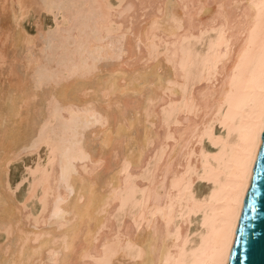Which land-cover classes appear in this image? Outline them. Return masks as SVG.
Returning <instances> with one entry per match:
<instances>
[{
	"label": "bare ground",
	"instance_id": "6f19581e",
	"mask_svg": "<svg viewBox=\"0 0 264 264\" xmlns=\"http://www.w3.org/2000/svg\"><path fill=\"white\" fill-rule=\"evenodd\" d=\"M105 2L118 0H0V264H184L192 258L191 246L184 250L185 237L199 230L203 218L195 213L211 215L238 204L255 162L264 125V2L124 0L133 10L115 23L131 24L123 42L126 55L99 62V70L89 74L98 49L116 39L101 29L94 7ZM47 14L54 17L48 27ZM31 16L35 34L23 26ZM153 20L159 29L155 44L161 50L167 44L177 65L188 60L191 47L190 72L205 77L194 89L189 83L197 107L177 105V122L169 128L161 127L158 103L148 101L175 104L184 93L169 86L166 63L159 70L163 58L142 62L150 37L137 51V37L151 31ZM221 26L226 44L211 32ZM45 38L54 47L47 59ZM74 69L78 75L71 76ZM52 95L61 105L79 107L78 126L85 129L83 145L91 154L90 160H71L76 171L68 181L70 193L61 179L73 155L61 123L67 114L51 118ZM89 104L106 118L104 127L88 125ZM169 132L172 138L165 140ZM49 141L59 142L52 162L44 146ZM24 155L33 158L14 179L10 168ZM98 159L103 163L93 171ZM125 167L128 175L120 184L114 174ZM113 181L120 195L111 194Z\"/></svg>",
	"mask_w": 264,
	"mask_h": 264
},
{
	"label": "snow or ice",
	"instance_id": "6c2138e0",
	"mask_svg": "<svg viewBox=\"0 0 264 264\" xmlns=\"http://www.w3.org/2000/svg\"><path fill=\"white\" fill-rule=\"evenodd\" d=\"M262 2H264V0H262ZM94 7L99 11V20L102 22L100 24L101 29L107 33L108 37L115 36L116 39L111 43L104 44L102 48L98 49V52L101 55L97 60H94L87 66V71L89 74L99 70V62L106 59L119 60L121 57L125 56L126 53L123 50V42L126 39L127 35L132 31L130 22L127 27H125L123 23H115L117 17L123 20L125 17L129 16V14L133 10V6L131 3L125 6L124 0H118L115 5L105 2ZM217 7L219 8L221 7V5H217ZM184 8L185 11H187V6H184ZM201 11H203V9H201ZM130 19L131 18L129 17V21ZM141 19H144V17H141ZM209 22L213 25H215L216 23V21L212 19V17H209ZM148 27L151 31L146 30L142 32L139 37H137V51L140 50V45L143 38L150 37V40L144 43L145 50L142 62L151 64L154 62H160L163 58V63L159 70L163 72L165 70L164 64L166 63L167 71L171 74V76L174 75L177 81H183L182 83H174L171 76L168 78L169 86L179 87L184 93L183 97L177 103H166L163 99H160L158 102H154L152 100L148 101L149 104L158 103V118L160 119L161 127L169 128L173 122H177L174 119L175 115L177 114V105L191 104L193 107H197L194 99L188 92L189 83L194 89L196 80L203 82L205 77L203 73H200L197 77H193L190 72V69L193 66L191 63H189L191 59V47L187 51L188 60L182 58L179 62V65H177L176 60L168 52L167 44L163 45V50H161V48L155 44L157 33H159V29L155 21L153 20ZM211 32L218 33V36L216 38L217 42L223 41L224 44L227 43V41L224 40V31L222 26L220 28L212 27ZM204 35H206V32L202 28L200 36L203 37ZM172 47H175V45H172ZM223 50L226 52V47H224ZM205 64H208L207 58H205ZM215 69L218 70V66ZM207 71V80L209 83H211L213 79L214 69L209 66L207 68ZM70 75L76 76L78 75V73L74 69ZM169 90L170 88L164 89L165 93H168ZM88 91L91 92L93 90L89 89ZM106 92L107 88L101 89V95H105ZM48 104L51 118L53 120L56 119L58 114H67L66 118L61 119V123L63 124L65 132L70 134V142L71 148L73 150V155L70 159L68 167L62 171L61 179L65 183L66 191L70 193L72 191V188L68 181L71 178V174L76 171V169L71 165V160L81 159L82 157L89 160L91 159V154L83 145L85 129H82L78 126L77 121L78 117L81 114L78 106L72 104L61 105L55 95L49 97ZM160 105H163V107H160ZM87 108V117H89L88 125L90 127H104L106 125V118L103 116V114L95 110L90 104L87 105ZM152 127H155V125L153 124ZM221 127H223V125H221ZM229 136H231V133H229ZM258 136L261 143H264V125L259 128ZM171 138L172 136L170 132L164 137L165 140ZM236 143L239 144L238 139L236 140ZM44 146L48 149L47 156L49 158V162H52L55 153L59 150V142L49 141ZM65 151H67V149H65ZM35 154L39 155V147L35 149ZM102 163L103 161L101 159H98L93 165V171H95L96 168ZM26 171L32 172L33 174H35L36 172L35 169L31 168L26 169ZM85 171H88V169H85ZM114 175L119 177V183L123 184L128 175L127 168L125 167L119 169ZM261 176H264V164H262L259 170H257L255 168V162H253L252 167L247 171L246 182H244L242 185L243 191L239 196L238 204L234 202L231 206L221 209L211 215L203 214L200 212L195 213L197 216L202 215L203 218L200 220L199 230L197 232L190 233L188 237H185L184 250L187 251L190 245L192 258L189 261H185L184 264H230V257L233 254L232 246L234 242H236L237 229H239V233L241 236H243L244 234V227L239 226V221L241 220V218H243L244 220L248 219L247 214L244 213L245 205L248 211L253 214V217L257 212V185L254 184L253 181H258ZM22 182L23 181H21V183ZM108 186L111 188L112 195L121 194L122 189L117 186V182H110ZM17 188H19V184L17 185ZM250 189L252 190V195H249ZM79 199L81 202H83V196H80ZM25 203H27V201H25ZM41 211H43V208L41 209ZM54 215L63 216L65 215V213H54ZM29 219H31V217H29ZM61 227H63V224H61ZM10 229V224L3 227V230L5 232L10 231ZM180 231V228L177 226L175 228V232L178 234L180 233ZM169 235H171V232H169ZM113 239H116V237H114ZM105 246H107V241L105 242ZM64 250L68 251L69 245L65 244ZM51 255L52 254L50 253V256ZM50 264H57V261H50ZM97 264H105V262L102 260H97ZM107 264H111V261H108ZM163 264H169V261L165 260Z\"/></svg>",
	"mask_w": 264,
	"mask_h": 264
},
{
	"label": "water",
	"instance_id": "95a60500",
	"mask_svg": "<svg viewBox=\"0 0 264 264\" xmlns=\"http://www.w3.org/2000/svg\"><path fill=\"white\" fill-rule=\"evenodd\" d=\"M264 164V143H261L255 159V168L259 170ZM257 185V212L254 217L245 205L244 213L248 219L241 218L239 226L244 227L243 236L240 235L239 229L236 232V242L232 246V256L230 264H264V176L256 181ZM252 195V190H249Z\"/></svg>",
	"mask_w": 264,
	"mask_h": 264
},
{
	"label": "rangeland",
	"instance_id": "374dc122",
	"mask_svg": "<svg viewBox=\"0 0 264 264\" xmlns=\"http://www.w3.org/2000/svg\"><path fill=\"white\" fill-rule=\"evenodd\" d=\"M64 7V6H63ZM65 7H67V5L65 6ZM62 9V8H61ZM46 16V17H45ZM49 17V19H48V17ZM46 18V19H45ZM51 18H52V20H51ZM53 15H51V14H47V15H44L43 16V22L45 23V25H46V27H48V25L47 24H49V26H51L52 25V23H53ZM29 19V21L27 22V20ZM28 19H26V21H24L23 22V26H24V28L28 31L29 29H30V31H28L30 34H35L36 33V25L34 24V22H32V21H35V16H31L30 18H28ZM45 20H46V22H45ZM48 20V21H47ZM52 21V22H51ZM51 22V23H50ZM31 23H33V25L31 24ZM28 24V25H27ZM35 25V26H34ZM28 26V27H27ZM30 26V27H29ZM34 27V28H33ZM29 28V29H28ZM34 29H35V31H34ZM34 31V32H33ZM33 32V33H32ZM52 35H54V33L52 32ZM47 38V37H46ZM42 39V41H44V47L46 48V58L45 59H47L48 57H50V56H52V52L54 51L53 50V45H50L49 44V42L47 41V39ZM48 56V57H47ZM20 71H22L21 70V68H20ZM29 156V157H28ZM33 158V156H30V155H24L20 160H18L17 161V163L15 162L14 164H12V166H11V168H10V175L15 179V178H17L18 177V173L20 172V173H22L23 172V169L24 168H22V167H25V164H27V163H30L31 162V159ZM27 159V160H26ZM29 160H30V162H29ZM21 161V162H20ZM21 163V164H20ZM20 164V165H19ZM14 169L17 171H14ZM12 172H13V174H12ZM20 173H19V175H20Z\"/></svg>",
	"mask_w": 264,
	"mask_h": 264
}]
</instances>
